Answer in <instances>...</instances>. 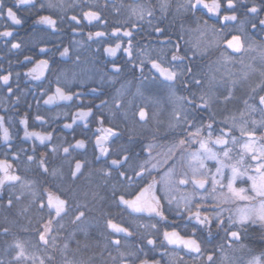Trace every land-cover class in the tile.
<instances>
[{
	"label": "snow or ice",
	"instance_id": "snow-or-ice-1",
	"mask_svg": "<svg viewBox=\"0 0 264 264\" xmlns=\"http://www.w3.org/2000/svg\"><path fill=\"white\" fill-rule=\"evenodd\" d=\"M76 8L80 9L79 12L75 11ZM45 10L48 14H44ZM52 10L61 14L54 17ZM70 10L73 14L68 16ZM172 10L173 0H155V3L133 0L128 4L123 0L118 4L105 0L103 6L87 0H0V42L9 51L23 47L22 41L17 39V26L25 23L20 14L23 11L33 17V25L45 26L53 32L62 23H67L76 32L83 27L82 22L87 21L88 25L101 29L89 31L88 40L103 42L104 53L113 58L109 61L111 71L101 75L95 86L87 87L92 96L87 103H84V80L79 81L81 88L75 90L61 85L59 78L54 90L51 86L47 90L40 87V97L46 106L71 102L68 107L75 111L63 113L71 118V122L63 123V128L71 130L74 139V125L80 127L78 121L83 122L85 134L93 123L99 125L93 132L92 161L72 157L70 152V149H85L90 137L75 139L74 145L66 139L61 144L52 145L50 151L53 154L62 149L65 159L70 158L67 174L62 167L49 164L47 152L41 153L37 159L39 145L47 149L46 142L53 141L55 129L29 130L28 112H24L18 121L23 126V139L34 137L39 145L33 143L29 154V149L14 142L18 133L14 137L10 130L13 119L9 112L17 111L20 97L12 86L11 68L5 72L0 65V86L6 89L2 100L8 104L5 112L0 114V193L9 188L22 190L20 194L11 192L6 203L0 200V207L11 212L26 191L31 200L29 207L20 209V212L34 208L39 213L33 229L35 242L30 245L32 251L28 241L14 240L6 249L10 257L7 264H55V255L49 250L52 253L57 250L65 218L73 225L80 223L86 218L87 205L78 202L79 193H74L72 187L64 191L57 185L53 191L47 186L48 178L64 182L67 175V180L75 184L84 176L85 167L89 168V174L95 172L103 178L106 194L93 191V199L111 200L129 215L150 221L137 224V230L144 228L145 234L136 250L121 251L122 239L134 236L136 231L106 214L105 226L111 230L109 235L112 237L109 246L116 251V255L108 251L112 264H161L160 259L149 254L157 247L154 236H162L160 247L165 243L174 245L185 250L186 254H197L194 259L206 257L207 264H264V245L257 254L246 243L249 234L257 231L264 241V3L258 4L255 0H176L173 14L181 16L182 22L175 42L163 23ZM106 12L114 17L111 24ZM213 17L215 20L210 25ZM185 21L191 22L188 27H185ZM234 25H239L243 38L241 34L233 33ZM209 27L219 38L215 47L223 61H233V54L258 53L259 67L246 65L248 71L239 80H232L231 86H227L222 77L218 79L215 73L202 72L196 63L197 58L210 55L212 45L194 44L185 36L193 32L203 36ZM153 35L162 38L157 46L143 43ZM221 44L226 47L221 48ZM56 52L61 58L74 57V63L81 60L79 53L70 46L62 49L56 46ZM118 53L124 54V64L117 62ZM36 55L49 58L35 59L25 55L24 62L33 64L26 75L32 80H42L50 64L54 63L51 57L55 53L43 46ZM251 59L255 61L257 56H251ZM126 70L131 71L145 91L162 86L164 94L157 103L170 106L164 118H161L162 112L149 115L144 106L138 108L137 123L155 122L151 139L140 143L139 151H136L137 141L132 135L120 143L119 125L109 122L110 126H104L102 110L109 106V101L100 99L107 95L103 85L108 82L114 87L120 74ZM137 72L139 76H136ZM250 73H258L259 80L247 85L248 90L242 98L243 109L230 112L228 105L236 100L238 85L249 81ZM73 77H76L75 73ZM115 92L117 95L111 101L114 114L125 110L128 104L121 89H115ZM136 95H144L139 87ZM96 99H100L99 104L94 103ZM39 103L38 100V106ZM256 113L260 114L259 119L255 118ZM136 115L133 112V118ZM34 119L41 124L47 123L39 113ZM93 161L100 167L92 168ZM21 162L35 164L39 178L30 179L19 174L16 165ZM209 162L214 164L210 166ZM29 223L32 224L31 219ZM2 232L8 235L10 229L4 227ZM70 235L74 236V233ZM213 240L218 242L209 251L205 246ZM68 248L69 243H63V250ZM226 248L245 252L249 258L229 259ZM217 252L221 254L219 261ZM0 264L5 261L0 259ZM63 264L77 262L65 258Z\"/></svg>",
	"mask_w": 264,
	"mask_h": 264
},
{
	"label": "flooded vegetation",
	"instance_id": "flooded-vegetation-1",
	"mask_svg": "<svg viewBox=\"0 0 264 264\" xmlns=\"http://www.w3.org/2000/svg\"><path fill=\"white\" fill-rule=\"evenodd\" d=\"M88 3H98L101 6L104 5L105 0H87ZM125 4L132 3L133 0H123ZM155 3V0H152ZM256 3H264V0H255ZM109 3H120V0H109ZM175 3L176 0H173V10L169 13L167 19L164 20V26L168 27L169 31L172 34L173 42L176 40V34L180 32V24L182 22V17L178 15H174L175 10ZM79 8H76V12H79ZM243 12V9H241ZM54 17L56 15H60L57 10H52ZM25 18V23L21 26H17V39L22 41L23 47L20 50H11L5 45L0 42V65H2L3 70L6 72L11 68L13 72L12 78V86L14 90L17 92V95L20 97L19 105H17V111L9 112V115L13 119V124L11 127V131L16 137L18 133V138H15L14 142L22 148L29 149V154L33 143L39 145V141L36 140L34 137L31 140H24L23 139V126L18 123L19 119L23 115L24 112H28L29 114V130L35 131H52L55 129L54 132V139L51 142H46L49 147L46 149L44 146L39 145L37 149V159L41 153H48V162L52 167H62L65 174L68 172L69 166V159H65V154L62 152V149L58 152L53 154L50 149L53 144H61L63 143L64 139H66L69 143L75 144V139H87L91 138L87 143L85 149H70L72 157L79 158L81 160H93V141L94 136L93 132L99 126L98 124L93 123L90 125V131L84 133L83 130V122L78 121L77 123L80 127H76L75 131V139L73 137V133L71 130L64 129L63 123L71 122L70 115L65 116L63 113L74 112L75 109H69L68 105L71 102H59L58 105H44L43 100L40 97V87L42 86L45 90L51 86L54 90L56 87L55 81L59 78V82L61 85H67L73 87V89H80L81 84L80 80L85 81L84 91V103L92 100V96L87 92L88 86H95V82L99 80L100 76L106 72L111 71V64L109 63L112 60V57L107 56L104 51L103 47L105 46L103 42H97L96 40H88L87 33L89 31L95 32L98 29L92 25H88L87 21H83V27L80 30L73 32L71 27L67 23L58 24V30L53 32L51 29L46 28L42 25H33V17L29 16L25 12L20 13ZM44 14H48V10H45ZM73 12L70 10L68 12V16L72 15ZM109 23L113 22V15L108 14ZM157 15H159V11L157 10ZM215 18L213 17L212 20L209 21L211 25ZM190 21H185V27H188ZM219 25H217V28ZM228 30L226 29L225 32ZM234 34H241L243 38V33L239 32V25H234L232 28ZM245 31H247V25H245ZM146 36V33L144 34ZM230 38V37H229ZM137 39L140 40L141 36H137ZM162 38H158L153 35L152 38L144 39L143 43H151L154 46L159 44V40ZM185 39H190L192 43L200 42L203 46L204 44H211L210 55H207L203 58H197L196 63L200 65V70L204 73H215L217 78H223L224 82H227V86H231L232 80H239L242 74L245 71H248L246 65L252 64L255 67H259V59L258 53H239L233 54L234 60L225 62L220 58V52L216 49L215 44L218 42L219 38L214 35L211 31V27H209L208 31L205 35L201 36L197 32H193L190 35H186ZM183 44V41H181ZM47 46L53 50V55L51 59L54 63L50 64V69L46 70L45 77L42 80H32L29 76L26 75L29 68L33 67L31 63L24 62L25 55H31L35 59H42V58H49L43 55L37 56V52L39 51V47ZM56 46H60L61 49L63 46H70L71 49L75 52H78L81 56V60L78 63H74V57H59L58 52H56ZM226 47V45L221 44V48ZM231 52V50H229ZM251 56H257V60L253 61ZM117 62L120 64H124V54L118 53L117 55ZM9 61L11 62L9 64ZM243 61V63L241 62ZM147 71V69L145 70ZM16 73H19V76H16ZM73 73L76 74V77H73ZM136 76H139V73H136ZM91 77L89 80L88 78ZM106 79V78H105ZM119 82L116 83L113 87L111 83L106 82L103 85L104 90L106 91L107 95L100 97V99H107L109 101V106L103 108V115L105 117V127L110 126L111 124L119 125V130L122 133V140L120 143L126 141L129 135L134 136L137 143L135 145L136 151H139L140 143H147L151 139V132L154 128L155 122L152 121L148 124L137 123L139 120L138 116V108L140 106H144L146 111L149 115L162 112L163 115L161 118H164L167 111L169 110L170 106L167 104H160L157 103V100L163 96L164 90L163 87H155L153 86L150 91H145V88L140 84V81L133 77V74L130 70H126L122 72L119 76ZM259 80L258 73H250L249 81L239 84L238 88L235 92L236 100L228 105V110L230 112H235L239 109H243L244 105L242 103V98L245 97L247 92V85L249 83H254ZM51 82V84H49ZM18 85V87H17ZM123 87L121 88V86ZM140 88L141 92L144 93L143 96L136 95L137 88ZM115 89H121L124 99L128 102L127 107L125 110L116 112L114 114V109L111 106L112 98L117 95ZM6 94V89L0 86V114H3L8 108V104L3 102L2 98ZM46 98V97H45ZM100 99H96L94 103L99 104ZM13 102L15 98H12ZM40 101L39 106L37 105V101ZM79 103V102H78ZM29 105L31 107L29 108ZM95 111V109H94ZM133 112H136L137 115L133 118ZM39 113L40 115L45 117L47 121L46 124H41L39 121H35L34 117ZM57 114L58 118H57ZM255 118L259 119L260 114L256 113ZM239 135V133H237ZM56 137H59L57 139ZM67 146V144H64ZM98 155V153H97ZM23 161V157H22ZM210 166L214 164V162H209ZM19 174L26 176L27 178H39L36 172V165L35 164H26L21 162L16 165ZM74 167V164H73ZM92 168L100 167V164L96 162H92ZM84 176L81 177L79 180L72 184L71 181L67 180V175H65V181L61 182L59 179H54L52 177L48 178L47 186L51 187L53 191L56 190L57 185L60 186L61 189L64 191L67 190L68 187H72L74 193H79V200L78 202L82 205L86 204V201H89L88 204L95 206L96 211L94 213L96 216L99 217L105 224L106 214L113 218L116 222H122L126 226H130L128 224V220L130 218L136 219L138 223L134 225L132 228L135 229L137 232L138 230L144 228H139L137 230V224L144 223L147 224L150 221L145 218V220L138 219L135 215H129L128 212L124 211L122 207H118L115 203L111 200L105 201H98L92 198L93 191H99L100 195H105V191L103 188V178L95 173L92 172L89 174V168L85 167L84 169ZM92 181L91 183H89ZM89 183V184H88ZM87 184L90 188L87 190ZM22 190L17 187L15 189H6L2 193H0V199H6V197L11 192H16V194H20ZM27 192L25 191L24 194ZM87 193V196H85ZM179 195V194H177ZM89 198V199H88ZM86 215L89 210L85 209ZM66 219V218H65ZM142 220V221H141ZM131 227V226H130ZM79 228H86V225L81 226ZM69 229V226H65L64 230ZM110 232V230L108 229ZM145 234V232H144ZM34 236V235H33ZM218 241L213 240L211 244L206 245L205 247L210 251ZM157 256L158 259L161 260V263L164 264H179L180 262H187L193 261L198 263L201 261L202 263L206 261V257H201L200 259H194L197 255L195 253L186 254L185 250L182 248H171L169 245L165 243L164 247H160L159 241H157ZM145 251H148L145 248ZM167 252V254H164ZM152 255V252L149 253ZM226 254L229 255V250L226 248ZM220 253L217 252V258L219 257ZM182 257V259H181Z\"/></svg>",
	"mask_w": 264,
	"mask_h": 264
},
{
	"label": "trees",
	"instance_id": "trees-1",
	"mask_svg": "<svg viewBox=\"0 0 264 264\" xmlns=\"http://www.w3.org/2000/svg\"><path fill=\"white\" fill-rule=\"evenodd\" d=\"M6 203V199H0ZM31 197L28 193L24 194L21 201L17 203L16 208L9 212L6 208L0 207V256L7 263L10 257L5 253L8 246L11 245L14 240L20 239L29 242V250L32 251L30 245L34 243V232L35 220L39 217V213L36 212L34 208H29L28 212L21 213L20 209L29 207ZM86 218H84L80 223L73 225L68 222V218L65 219V226H69V229L63 230L60 239L57 241V250L52 253L50 249V254L55 255V264H63L65 258L69 261H75L77 264L79 262H84V264H112V261L108 258V251H111L113 255H116V251L109 246V240L112 238L109 235V231L105 224L98 216L94 213L96 211L94 204L87 207ZM32 220V224L29 220ZM142 220H145L143 218ZM141 220V221H142ZM128 224L132 227L136 225L137 220L130 218ZM154 222V221H152ZM86 225V228H79ZM7 227L10 229L8 235H4L2 229ZM27 229V231H25ZM162 230V226H161ZM144 230H138L136 234L132 237H128L127 241L122 242L121 251H133L136 250L138 244L143 241ZM74 233V236L70 235ZM157 241L162 239V236H154ZM261 236L259 231L252 232L249 234L246 243L252 247L258 254L261 250V246L264 242L261 241ZM69 243V248L67 251L63 250V243ZM107 247V251L105 248ZM159 249V248H157ZM4 253V254H3ZM103 253V255H101ZM236 257L246 259L248 256L245 252L236 251ZM157 259V253L152 252ZM161 264H164L161 263ZM179 264H207L205 262L199 261L195 263L193 261H183Z\"/></svg>",
	"mask_w": 264,
	"mask_h": 264
},
{
	"label": "rangeland",
	"instance_id": "rangeland-1",
	"mask_svg": "<svg viewBox=\"0 0 264 264\" xmlns=\"http://www.w3.org/2000/svg\"><path fill=\"white\" fill-rule=\"evenodd\" d=\"M227 171V170H226ZM92 175V174H91ZM92 181H90L89 183H91ZM88 183V184H89ZM87 184V190L90 188V186ZM89 199V198H88ZM90 201V200H89ZM89 201H86V205H87V207L90 205V204H88L89 203ZM152 238H154V237H152ZM129 238H127V239H122V242H124V241H127ZM261 239V238H260ZM262 241V240H261ZM264 242V241H263ZM155 252L157 253V248L155 249ZM5 253H7L6 251H5ZM236 251H233V250H229V255H228V257H229V259H232V258H234V257H236ZM4 254V253H3ZM220 258H221V254L219 255V257L217 258V260L219 261L220 260ZM247 258H249V257H247ZM246 258V259H247ZM0 259H2V257L0 256ZM5 264H7V263H5ZM225 264H227V262H225Z\"/></svg>",
	"mask_w": 264,
	"mask_h": 264
},
{
	"label": "water",
	"instance_id": "water-1",
	"mask_svg": "<svg viewBox=\"0 0 264 264\" xmlns=\"http://www.w3.org/2000/svg\"><path fill=\"white\" fill-rule=\"evenodd\" d=\"M111 231V230H110ZM171 248H176V246H174V245H169Z\"/></svg>",
	"mask_w": 264,
	"mask_h": 264
}]
</instances>
